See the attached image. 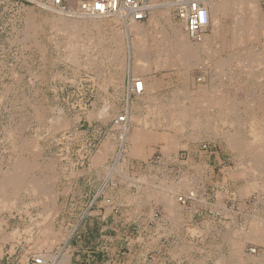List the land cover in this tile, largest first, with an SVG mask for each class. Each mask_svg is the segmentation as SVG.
<instances>
[{
	"label": "rangeland",
	"instance_id": "rangeland-1",
	"mask_svg": "<svg viewBox=\"0 0 264 264\" xmlns=\"http://www.w3.org/2000/svg\"><path fill=\"white\" fill-rule=\"evenodd\" d=\"M66 1L69 2L71 10L76 9L80 2L77 0L73 4L71 0ZM141 1L146 5L150 3L149 0ZM152 1L162 3L166 0ZM169 1L172 5L168 15L161 14L157 25L149 21V11L144 18L137 21L147 29L141 35L137 34L139 32H127L129 21L123 24L112 21L111 24L102 27L101 31L88 29L76 34L70 33L67 28L56 29L50 23L42 22L34 35L30 36L29 10H33L36 14L35 20L39 23L40 17L52 14L45 8V5L50 4V0H41L43 6L34 0H0V179L4 176V172L13 170L16 159L23 156L28 163L34 164L29 167L25 176L29 179L32 177L40 186L42 185L34 192L24 189L12 194L8 192L2 196L1 199L4 200L2 202L8 201L12 204L9 207L7 202V206L0 203V229H2L0 230V264H34V259L42 257L43 254L51 255L48 262H57L67 256V264H70L71 256H73V264H114L115 257L125 260L128 247H113L104 242L96 243V238H99L96 228L100 225H108L104 234L114 235V223L121 225L140 222L141 219H138L140 214L125 212V208L136 203L143 209L151 208L156 202L163 205L164 202L158 201V196L162 191L159 186L163 185L165 180L170 189L167 186L163 188L167 191L171 190L172 183L178 187L176 199L180 197L184 199V201L177 200L178 208L186 209L193 205L202 211L195 216L198 221L210 217L211 213H205V208L230 211L228 217H223L221 214L222 220L216 226L210 220L204 222L205 228L203 231L200 230L201 234L198 233L199 238L204 235L205 239L203 245L202 240L198 242L199 263L207 254L213 253L216 261L221 253L227 256L229 253H237V247L232 242L229 244L228 240L222 239V234L232 227L244 226L249 230L253 224L250 225L254 214L264 217V211L258 201L260 196L263 197L262 193H259L262 191L255 186L252 187L254 177L264 176V159L257 164L253 162L255 163L253 169H256L257 174L253 176L254 173H248L245 164L247 160L234 149L229 148L227 137L223 134L226 131L234 133L238 129L237 132L243 133L242 138L254 141L249 124L239 126L236 123L229 125L219 121V124L214 126L216 132L213 134L192 138L196 134L194 131L197 126L200 127L202 124L201 126L205 128L209 116L198 111L191 112L193 115L185 119L186 124L188 123V126H185L187 128L183 127L184 129L177 133L178 128L175 123L172 126L173 122L169 118H163V121L159 116L158 112L162 113L161 109L154 107L158 112L153 115V112L147 111L151 103H147L142 108L134 107L137 95L131 92L130 98L127 97L134 79L132 73L126 78V91L123 94H114V68L129 67L131 72L137 74L138 71H134L133 65H136L137 59H141L142 62L140 50L149 51L154 39L159 40V46L149 51L152 54L147 58L146 63L164 65L155 69L167 78L162 83L158 101L153 102L155 105H160L163 110H169L172 108L170 105L175 106L176 103L191 105L188 98L195 95V90L202 87L209 90L212 86L225 82L230 85L232 92L230 95L236 96L238 100L244 97L243 91L248 89L255 94H264V18L260 19L261 24L256 23L263 29L258 35L252 33L243 37L245 34H239V40H233L234 38L229 34L234 33L233 30L231 31L234 18L238 15L241 18L244 14L248 16L251 12L246 8L247 2L239 3L241 5L233 3L232 10L223 7L220 21L226 32H229L227 37H230V42L234 43L230 45L229 42L228 46L225 45L224 52H220L223 48L214 43L208 52H199L197 54L199 57L196 55L197 63L192 64L195 58L186 57L185 52L174 45L176 38L169 26L170 22L182 28V32L185 33L186 30L180 22L173 0ZM201 2L204 4V0ZM255 4V7L261 8L263 12L264 0H256ZM242 19L246 21L244 17ZM250 21V25H255L252 19ZM209 24L205 28V34H210L213 30L210 19ZM162 25L167 31L163 36L157 32ZM259 26L257 30H260ZM188 42L196 46L191 39ZM72 48L76 50V54L73 55L75 57L70 54ZM157 54H160L161 61L156 58ZM226 63L225 68L216 66L214 69H208L209 65ZM258 63L260 64L257 65ZM183 65L192 66L184 68ZM175 67L177 69L182 67L181 74L175 70ZM103 75L106 77L102 78ZM201 99L203 98L200 97L199 101H202ZM261 101L264 107V99ZM249 103L251 104V102L234 103L235 107L232 108L235 109V115L240 110H245ZM201 105L199 102V107ZM140 111L143 113L136 116ZM97 112L98 116L94 115ZM128 113L140 118V121L143 117H147L150 123L142 134L147 142L169 135L173 136L174 141L176 139L175 144L179 141L189 142L195 139L198 142L196 145L201 161H204L205 157L202 155L203 152L219 151L226 168L229 169L228 174L225 173L224 178L221 174L211 177L209 169L203 162H199L198 171L190 180L183 176L177 178L173 174V165L167 168L152 165L160 158L172 162L176 157H186L184 146L181 145L184 150L177 153L181 146L177 149L169 139H167V147L171 148L170 152L164 148V145L151 146L146 151L143 164H129L131 151L127 143L120 145L121 130L115 127L116 120L120 116L125 117L121 122H126ZM197 115H199L198 122L201 120L199 125L196 124ZM57 116L61 118L58 121ZM133 118L132 122H135ZM257 119L255 129L263 133L260 148L264 153V113L259 117V122ZM244 120H249V117ZM59 121H63L65 125H60ZM163 129L167 130L166 134L161 133ZM105 147H109L107 154L99 162H94L95 154ZM132 150L136 152L137 148ZM237 164H240L239 167ZM116 172L119 175L118 188H114ZM260 173L263 174L259 176ZM136 185L141 187V190L142 186L145 187L142 191L133 192L132 189ZM147 193L150 197H147ZM10 199H14V202ZM114 206H122V212L114 214ZM105 207L107 213L104 214ZM45 213H49V216ZM154 217L159 218V213ZM75 224L78 225V229H71ZM211 226L216 229H210ZM15 227L17 230L13 229ZM9 231L12 235H8ZM6 233L7 236L3 238ZM215 233H220L221 236L211 235ZM232 240L235 241L236 238ZM207 243L209 245L206 246ZM252 249L255 251L251 252ZM245 251L258 254L262 260L260 264H264V236L260 241H247ZM151 256L149 255L148 259H152Z\"/></svg>",
	"mask_w": 264,
	"mask_h": 264
},
{
	"label": "bare ground",
	"instance_id": "bare-ground-1",
	"mask_svg": "<svg viewBox=\"0 0 264 264\" xmlns=\"http://www.w3.org/2000/svg\"><path fill=\"white\" fill-rule=\"evenodd\" d=\"M36 1L37 4H40L41 6H43V3L41 2V0H34ZM77 0H71L70 2H72L74 4V2H76ZM150 3L147 4L148 7H146L150 13V19L149 21L155 23L157 25L158 23V20H160V15L161 14H165V15H168L169 13V9L172 5V2L169 1V0H166L162 3H155L153 2L152 0H149ZM244 2H247L248 5L246 8H248L247 10L250 11L251 13L247 16L244 14V16H236V18H234V21H233V26H231V31L233 30L234 31V34L235 33H238V34H245L243 37H246L247 34H250V33H254V32H257V26H259V24L262 23L261 20H263L264 18V10L263 12L261 11V8H256V0H204V7L206 8L207 10V15H208V19H210V22L214 28V31L215 32H218V29H220V18H219V13L226 7L230 8L231 10L233 9V6L235 5V3H244ZM234 3V5H232ZM71 4V3H70ZM241 5V4H239ZM224 7V8H223ZM45 8L48 9V11H51L50 13L51 16H44V17H40L39 18V23H37L35 20L36 18V14L33 12L32 9H30V13H29V18H28V34L30 36L34 35L36 29L40 26V24L42 22H45V23H50L52 27L56 28V29H61V28H67V30L70 32V33H73V34H76V33H80L82 30H88V29H98L100 30L102 27H105L107 26L108 24H111L112 21H114V23L116 24H123L125 23V21H129V24H128V27H127V32H139L137 34H143V32L147 31V29L145 27H142L141 24L137 21V19H135L132 15L128 14L127 12L124 11V8L123 7H120V9L118 10V12H115L113 14H104V15H101V14H91V13H88V12H85V11H80L79 8H76L74 10H71V7L68 11L66 10H63V9H60V8H57L56 6H54L52 3L48 4V5H45ZM164 8V9H162ZM264 9V8H263ZM43 10V9H42ZM226 10V9H225ZM46 11V12H48ZM259 11V12H258ZM49 13V14H50ZM162 17V16H161ZM242 17H244L246 19V21H242ZM262 17V18H261ZM240 18V19H239ZM38 19V18H37ZM252 19V22L255 23V25L251 24V20ZM261 19V20H260ZM180 20V19H179ZM169 22V21H168ZM181 24L183 26L184 25V21L181 20L180 21ZM256 23H259V24H256ZM125 25V24H124ZM166 25V24H165ZM169 26L172 28L173 32H174V35H175V43L174 45L176 47H178L181 51L185 52V56H189V57H192L193 59L195 58L194 61H192V64H196V55L199 53V52H208L210 50V48L214 45V43H216L217 41L215 40V37H213L211 34H202V36L200 38H196V37H191L186 31L185 33L182 32V28H180L179 26L177 27V25H175L173 22H170ZM210 26V24H209ZM182 27V26H181ZM264 27V26H263ZM145 28V29H144ZM210 28V27H209ZM224 28V26H223ZM260 28V31H262L263 29H261V26H259ZM212 30V29H211ZM101 31V30H100ZM207 31V30H206ZM93 32V31H92ZM124 32V31H123ZM157 32H159L162 36L165 32H167L164 28V26H160L159 27V30H157ZM220 32V31H219ZM158 33V34H159ZM229 33V32H227ZM226 33V34H227ZM131 34V33H130ZM159 34V35H160ZM213 34V33H212ZM225 34V35H226ZM71 35V34H70ZM220 35V34H219ZM222 35V34H221ZM228 35V34H227ZM132 36V35H131ZM134 36V35H133ZM137 36V35H136ZM138 37V36H137ZM188 37L189 39H191L193 41V43H195L196 46H192L189 42H188ZM220 37V36H219ZM135 38V37H134ZM222 38V37H221ZM241 38V37H240ZM228 39V38H227ZM71 43V42H70ZM227 43V42H226ZM234 43V42H233ZM80 44V43H78ZM78 44H73V45H78ZM217 44V43H216ZM126 45V44H125ZM151 46L149 47V51L152 50V49H156L158 46H159V40L158 39H154V41L150 44ZM218 46V45H216ZM228 46V45H227ZM62 47V46H61ZM142 48V47H141ZM140 48V49H141ZM151 48V49H150ZM73 49V48H72ZM224 49V48H223ZM148 50V49H147ZM144 51L143 50H140L141 54H142V62H141V59L138 60L137 59V62H136V65H135V69H140L144 72L146 71H149L150 70V64L146 63V60L147 58H149L150 54H152L151 52L149 51ZM155 51V50H154ZM137 52H139V49L137 50ZM214 52V51H213ZM248 53V51H247ZM70 54H72V57H75L73 55L76 54V50L73 49L70 51ZM160 54H157L156 55V58L159 59L160 61L162 59H160ZM110 56V55H109ZM78 57V56H77ZM113 57V56H112ZM197 57H199V55H197ZM66 58V57H65ZM220 58H223V57H220ZM108 59V58H107ZM136 60V59H135ZM144 60V61H143ZM83 61V60H82ZM111 61V60H109ZM259 61V60H257ZM87 62V61H86ZM98 62V61H97ZM154 63V61H152ZM196 62V63H195ZM260 62V61H259ZM219 63V62H218ZM223 63V62H222ZM156 64V63H155ZM163 64V63H162ZM239 64V63H238ZM260 63H258L257 65H259ZM158 65V64H157ZM155 65V66H157ZM227 65V63L225 64ZM117 66V65H116ZM153 66V65H152ZM160 67L163 66V65H159ZM200 66V65H199ZM216 66V65H215ZM219 66H222V65H219ZM261 66V65H260ZM119 67V66H118ZM213 65H209V68L213 69L212 68ZM153 68V67H152ZM156 68V67H155ZM199 68V67H198ZM207 68V67H206ZM208 68V69H209ZM254 70V69H253ZM203 71V70H202ZM105 76V75H104ZM103 76V77H104ZM96 80V79H95ZM153 81V80H152ZM174 81V80H173ZM137 83V85H136ZM226 83V82H225ZM170 84V83H169ZM170 87V86H169ZM151 89H153L151 87ZM167 89V88H165ZM209 89V88H208ZM154 90V89H153ZM230 85L229 84H223V83H220V84H217V85H214L212 86L211 89L207 90V88H203L202 89H198V90H195L194 91V96H190L188 98V100H190L189 103H191V105H185L184 101H181L182 104L180 103H176L175 106H173L172 104L170 105L172 108H169V110H166V109H162L160 105H155L153 102L151 104H149V108L148 106L146 108L147 111L149 110V113L150 112H153V115H156V113L158 112V109H161L162 113L161 112H158L159 113V116L162 118V120L164 121V119H170L172 122V126H174L173 124L175 123L176 127L178 128V132L177 133H180V131H182L185 126H188V123L186 124V121L185 119L191 117L193 114L191 112H194V111H198L200 114H205V116H209L208 117V121L206 122V124H208V122H210L211 120V116H212V112H214V110H220V108H222L224 105L223 104H227L229 102V105H230V108H231V117H230V120L228 122V124L230 125H233L236 123L239 124V126H243V125H246V124H249V126L251 127V131H252V134H253V138H254V141L252 139V141H248L244 138H242L241 134L243 133H239L237 132L238 129L234 132V133H226L225 136L227 137V140L228 141V144H229V148L231 149H234L236 152H238L241 156H243L247 161H246V169H247V172L248 173H254L253 176L255 175V173L257 174V172H255L256 169H253V165L256 163H259L261 160L264 159V153H262L261 151V148H260V143H261V140H262V136L263 133L261 134L260 131L257 129H255V124H256V119L257 121L259 122V117L261 116H256V113L257 111H260L263 115L264 113V107L262 105V101L258 102V103H255V101H250L251 104L249 103V105L247 106L246 105V108L244 111L240 112V114L238 113L237 115H235V112L232 107H235L234 106V103H236L238 100H235L236 96L232 95L231 97H229V93L231 92L230 91ZM129 94H128V98H130V94L131 92H134L137 96H141V95H144L145 93V87H144V84H143V79L140 77V76H137V75H134V79H133V83L130 85L129 87ZM229 93H228V92ZM248 91V90H246ZM246 91L245 94L247 93ZM249 92V91H248ZM232 93V92H231ZM251 93V92H250ZM228 95V97H226ZM254 95V94H253ZM257 95H260L259 93ZM264 95V94H263ZM262 95V96H263ZM250 96V95H249ZM261 96V98H262ZM202 97L203 99H201L202 101H199V98ZM260 97V96H259ZM230 98L228 101L227 99ZM249 98V97H248ZM247 98V99H248ZM144 99V98H143ZM241 99V98H240ZM246 99V98H245ZM250 99V98H249ZM259 99V98H258ZM256 99V100H258ZM264 99V98H263ZM255 100V99H254ZM156 101V100H155ZM187 101V100H186ZM241 101V100H239ZM199 102H201V106L199 107ZM242 102V101H241ZM249 102V101H248ZM194 103V104H193ZM255 103V104H254ZM179 104V105H177ZM245 104V102H244ZM146 105V104H145ZM105 106V105H104ZM244 106V105H243ZM154 107L158 108L157 110L154 109ZM256 107V108H254ZM101 108V107H100ZM34 110V109H33ZM61 110V109H60ZM100 110V109H99ZM98 110V111H99ZM209 110V111H206ZM223 109H221V112H222ZM227 110V109H226ZM52 111V110H51ZM58 111V110H56ZM104 111V110H103ZM125 111V110H124ZM129 111V110H128ZM96 112V110H95ZM148 113V112H146ZM216 113V112H215ZM39 113H37L38 115ZM96 114V116H98V112L97 113H94V115ZM103 114V113H102ZM105 114V113H104ZM88 115V114H87ZM100 115V114H99ZM106 115V114H105ZM149 115V114H148ZM227 115V114H226ZM247 115V116H245ZM89 116V115H88ZM92 116V115H91ZM158 116V115H157ZM199 115L195 116V119H196V124H198V120H199ZM58 117V116H57ZM93 117V116H92ZM134 117V118H133ZM227 117V116H226ZM225 117V118H226ZM249 117V120H244L245 118ZM56 118V116H55ZM54 118V119H55ZM68 118V117H67ZM87 118V117H86ZM126 122L123 121H116V124H115V127L117 129H120L121 130V135H122V139H121V143H123L125 140L127 139H138V136L139 135H135V134H132L131 136H129V131L131 130V126L130 125H133L134 129L136 128H146L148 126V124L150 123L148 120H147V117H143V120H139L140 118H135V116H133L132 114L128 113L127 117H126ZM132 118L134 119L135 122H132ZM149 118V117H148ZM164 118V119H163ZM193 118V117H192ZM61 119L60 117H58L57 121ZM49 121V120H48ZM51 121V120H50ZM168 124V121L165 120ZM221 122L223 120H220ZM227 121V120H226ZM51 123V122H50ZM161 123V122H160ZM211 123V122H210ZM59 124L60 125H65V123L60 122L59 121ZM200 124V123H199ZM198 124V125H199ZM51 125V124H50ZM67 125V124H66ZM152 125V124H151ZM169 125V124H168ZM202 124H200V127ZM210 125V124H208ZM55 126V125H54ZM130 126V127H129ZM161 126V125H160ZM167 126V125H166ZM57 127V126H56ZM66 127V126H65ZM184 127V128H183ZM198 127V126H197ZM230 127V126H229ZM249 127V128H250ZM169 128V126H168ZM183 128V129H182ZM187 128V127H186ZM185 128V129H186ZM189 128V127H188ZM53 129V128H52ZM56 129V128H55ZM140 129V130H141ZM166 129V128H165ZM170 129V128H169ZM193 129V128H192ZM205 130L208 129L207 125L205 126L204 128ZM232 129H233V126H232ZM9 130V129H8ZM54 130V129H53ZM155 130V129H154ZM161 130V129H160ZM164 130V129H163ZM250 130V129H249ZM257 132H255V131ZM136 131V130H133V132ZM159 131V130H158ZM167 131V130H166ZM234 131V130H233ZM242 131V130H241ZM141 132V131H140ZM154 132V131H153ZM111 133V132H110ZM170 133V132H169ZM131 134V133H130ZM166 134V133H165ZM180 135V134H179ZM198 135L199 134H194L192 138H198ZM173 137V136H172ZM172 137L169 135L168 136H165L166 140L169 139L170 142L172 144H175V141L174 139H172ZM225 137V138H226ZM247 137V136H246ZM251 137V136H250ZM68 138V137H67ZM171 138V139H170ZM176 138V137H174ZM248 138V137H247ZM64 139V137H63ZM188 139V138H186ZM250 139V138H248ZM172 140V141H171ZM178 140V139H177ZM190 140V139H189ZM256 141V142H255ZM66 142V141H65ZM177 142V141H176ZM180 142V141H179ZM69 143V142H68ZM167 143V142H166ZM177 144V143H176ZM223 144V143H222ZM205 146V145H204ZM226 146V145H225ZM227 147V148H228ZM164 148L170 152V149L169 147H167V145L164 146ZM231 149V150H232ZM103 152V151H102ZM174 152V151H173ZM242 157V158H243ZM95 159V158H94ZM31 161V160H30ZM244 162V161H243ZM242 162V163H243ZM253 162H255L253 164ZM241 163V162H240ZM33 164V163H32ZM31 163H28V161L25 159V158H22L20 159L19 161H17L16 163H14L13 165V170H10V171H6L4 172V176L0 179V199L3 198L2 196H5L8 192H11L10 194L12 193H17V192H20L21 190H24V189H27V190H32L34 192V190H38L41 186L39 185V183L34 180L32 177L29 179L28 177L25 176L26 174V171L29 169L30 166H34V164L32 165ZM244 164V165H245ZM240 165V164H237V166ZM242 167H243V164H241ZM124 167V166H123ZM234 167V166H233ZM239 167V166H238ZM87 168V167H86ZM15 171V172H14ZM254 171V172H253ZM262 172V171H261ZM66 173V172H65ZM264 173V172H263ZM263 173H260L259 176ZM143 175V174H142ZM250 176V175H249ZM252 177V176H251ZM117 179V178H116ZM133 181V180H132ZM200 181V180H199ZM157 182V181H156ZM197 182V181H196ZM253 186L252 187H256V188H259L262 192L259 191V193H262L263 197L260 196L258 198V201L259 203L264 207V176L263 177H254L253 181ZM145 183V182H144ZM167 183L166 182V186H167ZM172 184V183H171ZM186 184V182H185ZM154 185V184H153ZM187 185V184H186ZM174 186V185H173ZM182 186V184L180 185ZM185 186V185H184ZM188 186V185H187ZM145 187V186H143ZM165 187V186H164ZM168 187V186H167ZM166 187V188H167ZM207 187V186H206ZM251 187V188H252ZM180 188V187H179ZM183 188V187H182ZM187 188V187H186ZM200 188V187H199ZM148 189H150L148 187ZM164 188H162V191H163ZM168 189H170L168 187ZM161 191V192H162ZM134 192V191H133ZM165 192V191H164ZM189 192V191H188ZM149 193V191H148ZM147 193V194H148ZM154 193V192H153ZM167 194H165L164 196L160 197V199H162V202L165 203V205L168 207V208H173L175 209L177 206L176 204L178 203L177 200L179 198L176 199V190L174 189L173 190V187L171 188V190L165 192ZM215 193H218V192H215ZM150 194V193H149ZM148 194V195H149ZM155 194V193H154ZM223 194V193H222ZM128 195V194H126ZM147 195V196H148ZM156 195V194H155ZM154 195V196H155ZM158 195V194H157ZM191 195H193V193H191ZM195 195V194H194ZM218 195V194H217ZM225 195V194H223ZM261 195V194H260ZM14 196V195H13ZM134 196V195H133ZM139 196V195H138ZM44 197V196H43ZM127 197V196H126ZM224 197V196H223ZM46 198V197H44ZM154 198H157L158 197H154ZM218 198V197H217ZM226 199V198H225ZM233 199V198H232ZM11 200V199H10ZM14 200V199H13ZM11 200V201H13ZM139 200V199H138ZM4 200L1 199V202L0 203H3L5 206L6 205V202L8 203V201L6 202H2ZM39 201V200H37ZM14 202V201H13ZM31 202V201H30ZM35 202V200H34ZM33 202V203H34ZM16 203V202H15ZM13 203V204H15ZM32 203V202H31ZM12 204V202H9L8 203V206L10 207ZM217 204V203H216ZM13 206V205H12ZM111 206V205H110ZM10 209V208H9ZM220 209V208H219ZM224 210V209H223ZM232 210V209H231ZM264 210V209H263ZM49 211V210H48ZM47 211V212H48ZM52 211V210H51ZM53 212V211H52ZM17 213V212H16ZM40 213V211H39ZM236 213V212H235ZM234 213V214H235ZM46 214V213H45ZM56 214V213H55ZM228 214V213H227ZM49 216V213L46 214ZM45 215V216H46ZM53 216V215H52ZM228 216V215H227ZM231 216V215H230ZM203 217V216H202ZM216 217V216H215ZM232 217V216H231ZM253 221H254V225L259 229V233H262L264 232V217L263 216H260V215H253ZM38 218V217H37ZM48 218V217H47ZM234 219V218H233ZM40 222V221H38ZM211 222V221H210ZM209 222V223H210ZM27 224V223H26ZM225 225V223H224ZM47 226V225H46ZM227 226V224H226ZM30 226H28L29 228ZM50 227V226H49ZM229 227V226H228ZM27 228V230H29ZM188 228V227H187ZM233 228V227H232ZM13 229H16L13 228ZM190 229V228H189ZM197 229V228H196ZM2 230V229H0ZM17 230V229H16ZM15 230V231H16ZM26 230V228H25ZM198 230V229H197ZM203 230V229H202ZM201 230V231H202ZM232 230V229H231ZM253 230V229H252ZM255 230V229H254ZM253 232H249V235L250 236H253L252 238L255 239V236H258V231H254ZM13 231V230H11ZM14 231V232H15ZM23 231V230H22ZM192 231V230H191ZM10 232V231H9ZM31 232V230L29 231V233ZM194 232V231H193ZM12 232L8 233V235H12L11 234ZM49 233V232H48ZM198 233L201 234V232L199 231ZM244 233V231H243ZM14 234V233H13ZM218 234V233H217ZM225 234V233H224ZM41 235V233H40ZM46 235V234H45ZM216 235V234H215ZM219 235V234H218ZM221 235V234H220ZM7 236V233L6 235L4 234L3 235V238H5ZM43 236V235H42ZM228 235L225 234L223 237H227ZM229 236H232V238H236L237 239V232H233V234L229 235ZM248 237V234L246 235ZM9 237V236H8ZM201 237V236H200ZM217 237V236H215ZM243 237V236H242ZM231 238V237H230ZM240 237H238L239 239ZM245 238V237H244ZM258 238V237H257ZM262 238V236H261ZM7 239V238H6ZM40 239V238H39ZM3 240V239H2ZM41 240V239H40ZM203 240V239H202ZM226 240V238H225ZM249 240V239H247ZM246 240V241H247ZM7 241V240H6ZM30 241V240H29ZM36 241V240H35ZM51 241V240H49ZM55 241V240H54ZM201 241V240H200ZM227 241V240H226ZM240 241V240H239ZM243 241V240H242ZM44 242V241H43ZM52 243V242H51ZM202 243V242H201ZM243 243V242H242ZM33 244V243H32ZM43 244V243H42ZM244 245V244H243ZM40 246V245H39ZM207 246V245H206ZM242 246V245H241ZM197 247V246H196ZM50 248V247H49ZM199 248V247H198ZM212 248V247H211ZM263 248V247H262ZM213 250V249H212ZM68 251V250H67ZM255 251L254 249L251 250V252ZM65 254V253H64ZM222 254V253H221ZM36 255V254H34ZM38 256V255H37ZM42 256V255H41ZM223 255H221L222 257ZM226 256V255H225ZM51 255L50 254H46L42 257H40V263H34V264H67V259L68 257L67 256H64L62 258V260H59L57 262H52V261H49L48 262V258H50ZM219 259V258H218ZM226 261V259H224ZM218 261V260H217ZM219 263V261H218ZM216 263V264H218ZM225 263V262H224Z\"/></svg>",
	"mask_w": 264,
	"mask_h": 264
},
{
	"label": "crops",
	"instance_id": "crops-1",
	"mask_svg": "<svg viewBox=\"0 0 264 264\" xmlns=\"http://www.w3.org/2000/svg\"><path fill=\"white\" fill-rule=\"evenodd\" d=\"M221 15H222V13L219 16L220 19H221ZM223 26L224 25H222V21H220V29H218V32H215L214 28H213L212 32L210 33L213 37H215V40L217 41L216 43L222 48H224L225 45L227 46V44L230 42V39H229L230 37L234 38L233 40H236V39L239 40V34L238 33L229 34L230 37L228 38L227 37L228 33L223 28ZM258 32H260V30H257V32H254V33L256 35H258ZM250 34H252V33H250ZM232 42H230L229 44L231 45ZM221 51L224 52L225 50L222 49V50H220V52ZM262 51H263V49H262ZM114 66H116V65H114ZM150 66H151L150 70L144 72L140 69H135V66L133 65L134 71H138L137 74H135L134 72H131L130 71L131 69L129 67L114 68V94H123L126 91L125 90V81H126V78L132 73L133 77H134V75H137L143 79V84L145 87L144 95L135 96L136 100L134 101V103H135L134 107L135 108H137V107L142 108V107H145L147 105V103L157 102L158 101V94L160 93L162 83H163L164 79H166L167 77L164 76L162 72H156L155 71V69H156L155 67L159 68L160 67L159 65H157V66L150 65ZM191 66L192 65H183L184 68H190ZM216 66H219V65H216ZM216 66L213 65L212 68L214 69V67H216ZM225 66L226 65H222L220 67L225 68ZM175 68H176L175 70H177L181 74L182 67H178V69H177V67H175ZM177 71H176V75H177ZM103 76H102V78L106 77V76H104V77ZM224 84H228V83H224ZM151 87L154 90L151 89ZM248 91H246L247 92L246 94L243 91L244 97L241 99L239 98V100H241L242 102L239 101L238 99H235V100H238L237 102H240V103H244V102L246 103L248 101L249 102L255 101V103H258L263 99L262 93H259L260 95H257L253 92L250 93L249 89H248ZM128 94H129V91H128ZM128 94H127V96H128ZM228 95H229V97L232 96V95H230V93ZM228 95L226 97H228ZM248 95H250L249 96L250 99L248 98ZM261 96H262V98H261ZM234 98H236V97H234ZM229 99L230 98H228L227 101ZM256 99H258V100H256ZM223 105L224 106L222 108H220V110L217 109V110H214V112H212V116H211V120H210L211 123L208 122V124H210V125L207 124V127H208L207 130H205L204 127L200 128L198 126L197 129L194 131V133L199 134L200 136H204L206 134H213L214 132H216L214 130V126L218 125L219 124L218 122L220 120H223L222 123L228 124L230 117H231V108H230L229 102L227 104H223ZM254 108H256V107H254ZM221 109H223L222 112H221ZM242 111H244V110H240L239 113ZM141 113H143V111H140V113H136V116H137V114L139 115ZM130 114H132V113H130ZM258 114L262 115V113L260 111H257L256 116H260ZM245 116H247V115H245ZM130 126L129 127L131 128V130L129 131V136H131L132 134L139 135V136H138V139H127L123 143H121L122 145H125V143H127V147H129V149L131 151L130 154L132 157L128 158L129 164H132V165H134V163L143 164V162H145L144 156H146V151L149 150V148L151 146H158V145L159 146H163V145L165 146V145H167V143H166L167 140H166L165 136L160 137L159 140L147 142L146 140H144L143 135H142L145 132V130H144L145 128L134 129L133 125H130ZM117 130H119V129H117ZM133 130H136V131L133 132ZM161 133L165 134L166 131L164 130ZM226 133H227V131L223 132V134H226ZM194 140L191 139L189 142L180 141V142H178L180 144L177 143L174 145V147H176V148L181 146V145L184 146L185 152H186L185 158L176 157L172 160V162L171 161L168 162L166 158H160L157 163H155V164L151 163V164L158 167V168H161V167L167 168L169 165H173L174 166L173 167V174L177 178L183 176V177H187L188 179L191 180V179H193V177L196 175V173L198 171L197 168H198L199 162H203L204 165L211 172V177L217 176V174H221L222 178H224L225 173L228 174L229 169L226 168V165L224 163L223 158L221 157L220 152L219 151H210V152L206 151V153L203 152L202 155L205 157H204V161H201V159H199V151L197 149L198 145H196V143H198V142H196L197 140H195V141ZM193 143H195V144H193ZM194 145H196V147H194ZM133 148L134 149L137 148V151L134 152L132 150ZM184 148H182V146L179 149L177 148L178 149V150L176 149L177 153H179L180 150H184ZM108 150H109V147H105V148L100 149L99 152L95 154L94 162H99L107 154ZM22 158H24V157L19 156L14 163H16L17 161H19ZM147 164L148 163H146V165ZM12 169H13V167H12ZM118 176L119 175L117 172L114 173V188H118ZM134 178H136V177H134ZM166 182H167V180H165V183L163 185L159 186L160 187L159 189H162L164 186H166ZM171 186L173 187V190L175 189L176 192L178 191V187H176L175 185L173 186L172 184H171ZM140 188L141 187H138V185H136L132 189V191L139 192L141 190ZM142 190H143V186H142ZM164 191L167 192V190L164 188L163 191L161 193H159L158 201L162 202V199H160V197L167 194ZM147 197H150V195H148ZM176 206L177 207L175 209H173V208H168L165 205V203L162 205V203L156 202V203L152 204L151 208H148V209L144 208L143 209V208L139 207V205L137 203L133 204V205L129 206V208H125V212L132 213V214L133 213L134 214L135 213L140 214L138 219H141V221L140 222H137V221L128 222L126 224L122 223L121 225L114 223V235L104 234V233H106L105 230L108 229V225H100L99 227L96 228L97 234L99 235L98 236L99 238H96L95 242L96 243L104 242L106 245L108 244V245L113 246V247H117V246L128 247V252L126 253L127 254L126 259L122 260V259L115 257L114 258V264H216V263H218V261H219L218 264H249L248 261H251L254 264H257V263L260 264L261 263L262 260L260 259V256L258 254H253V253H249V252L245 251V245H246L247 241H254V242L260 241L261 236H262V238L264 236V232L259 233L260 232L259 229L254 225L253 217H252V221H251L250 225L252 223L253 224L250 226L249 230H246L244 226L241 228L233 227V228H230L229 231H227L225 233L228 235L225 238H226V240H228L229 244H230V242H232L237 247V253H235V254L229 253L228 256L226 254H221L223 256L221 257V255H220L219 259H217L218 261L217 260L215 261L216 258L213 255V253L210 255L207 254L203 258V261L201 263H199V260H198L199 257L197 256L198 250H197L196 246H199L198 242L202 239L203 240L201 242L203 245L205 239H204V235H201V237L199 238L198 232L205 228L203 224H204V222H206V220H210L212 222V224H214V226H216V224H218V222H221V220H222L221 214L223 215V217H228L227 215L230 214L229 213L230 211H228V210L217 211V209H214V208L213 209L210 208L211 210L208 208H205L204 212L205 213L206 212L211 213V215H209L210 217L208 219L198 221L195 219V216L202 212V211L198 210V207H194L193 205H191L190 207H188L186 209H182V208H178V205H176ZM260 208L264 209V207L262 205ZM106 210L107 209L105 207L104 208V214L107 213ZM122 210H123L122 206H114V214L122 212ZM208 211H210V212H208ZM156 213H159V215H160L159 218L154 217V215ZM216 215H219V216H216ZM224 215H226V216H224ZM229 218L231 220V217H229ZM214 226H211L210 229H213V228L216 229V227H214ZM71 229H73V230L78 229V225H76V224L73 225L71 227ZM79 229H80V227H79ZM252 229L253 230L255 229L254 231H258V233H259L258 236H255V239H253L254 238L253 236L249 235V232L250 233L253 232ZM235 231L237 232V239L234 241V240H232V236H229V235L230 234L232 235L233 232H235ZM243 231H244V233H243ZM215 234L216 235H214V234H211V235L217 236V237L221 236L220 233H219V235L217 233H215ZM225 234H222V236H221L222 239H224V240H225V238L223 236ZM247 234H248V237L246 236ZM238 237H240V238L238 239ZM213 238H215V237H213ZM247 239H249V240H247ZM206 245H209V244L207 243ZM135 247H138V248H135ZM71 252L73 254V251H71ZM149 255H152L151 256L152 259H148ZM224 259H226V261ZM72 261H73V256H71V258H70V264H73Z\"/></svg>",
	"mask_w": 264,
	"mask_h": 264
},
{
	"label": "built area",
	"instance_id": "built-area-1",
	"mask_svg": "<svg viewBox=\"0 0 264 264\" xmlns=\"http://www.w3.org/2000/svg\"><path fill=\"white\" fill-rule=\"evenodd\" d=\"M50 3L66 11L70 9L66 0H50ZM173 5L178 17L184 21L186 32L193 38H200L209 24L207 10L201 0H173ZM120 7L137 20L144 18L148 12V6L141 0H80L77 6L80 11L101 15L118 12ZM121 120L125 117L120 116L116 121ZM179 199L184 201L181 197ZM40 259L35 258L34 262L40 263Z\"/></svg>",
	"mask_w": 264,
	"mask_h": 264
}]
</instances>
